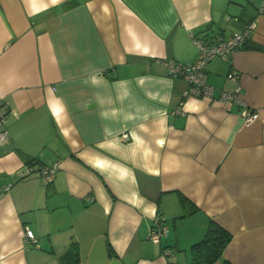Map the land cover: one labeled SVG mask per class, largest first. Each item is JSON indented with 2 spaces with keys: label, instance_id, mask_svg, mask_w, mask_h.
Segmentation results:
<instances>
[{
  "label": "crops",
  "instance_id": "0c3cea01",
  "mask_svg": "<svg viewBox=\"0 0 264 264\" xmlns=\"http://www.w3.org/2000/svg\"><path fill=\"white\" fill-rule=\"evenodd\" d=\"M262 8L264 0H0L9 135L0 142V264H60L72 243L80 264H188L210 221L231 234L212 264H264ZM250 21L246 43L206 65L214 99H183L188 84L165 61L192 62L194 35L226 37ZM238 86L258 113L252 123L216 97ZM53 163L45 186L35 169ZM178 193L194 208L182 217ZM157 215L169 230L160 244L147 238Z\"/></svg>",
  "mask_w": 264,
  "mask_h": 264
},
{
  "label": "built area",
  "instance_id": "2783aa9c",
  "mask_svg": "<svg viewBox=\"0 0 264 264\" xmlns=\"http://www.w3.org/2000/svg\"><path fill=\"white\" fill-rule=\"evenodd\" d=\"M264 10V8H262ZM255 27V22L250 21L247 23L241 30L232 32L229 36L223 37L222 35H218L212 42H206V39L203 35H199L198 37L194 36V43L198 48V56L192 62H178L176 60L168 59L165 61L167 65V72L171 76L182 77L186 80V84H188L186 90L183 93V99L187 96H195L203 99L213 100L215 89L209 83H207V74H206V65L212 60L214 57L224 58L231 54L234 50L241 48L243 44L246 43L249 38V31ZM229 79L236 80L238 78V74L236 71H230L227 74ZM240 87L238 86L233 91H219L217 93V99L223 103L228 104H236L238 106V113L240 117L243 119L245 124L252 123L258 117V113L247 103H245L240 94ZM181 109L177 106L172 113H181ZM7 114V105L0 100V142L6 141L8 138V131L4 127V121ZM123 140H129V135L127 132H123L122 134ZM58 167L57 163H53L51 165H43L37 170V174L41 176L44 184H48L53 180L54 173L56 172ZM24 168V174H30L33 170L29 167ZM10 184L4 187L6 190ZM161 216L153 217L152 224L150 228L147 230L148 235L147 238L152 241V243L160 244L163 238L168 236L169 230L168 227L163 222V218ZM33 232L25 228L23 236H25V241L27 243H36V238L33 236ZM169 249L165 248L162 250L163 255H169ZM175 264V263H172Z\"/></svg>",
  "mask_w": 264,
  "mask_h": 264
},
{
  "label": "trees",
  "instance_id": "16d2710c",
  "mask_svg": "<svg viewBox=\"0 0 264 264\" xmlns=\"http://www.w3.org/2000/svg\"><path fill=\"white\" fill-rule=\"evenodd\" d=\"M200 33H197V35H194V36L198 37ZM217 36H209L208 34H206L203 37L207 38L206 42L210 43ZM30 165H33L32 161L27 162L26 165L24 166L30 167ZM37 165L38 166L36 167L35 170H39L40 167L43 166L42 164H37ZM178 197H179V203H180L179 205L183 207V214L180 217L185 216L186 214H189L190 212L194 211V208L192 207L191 202L185 196L178 193ZM158 216H161V215H158ZM160 218H162V216ZM163 222L165 223L164 218H163ZM206 228L207 229L202 239L198 240V242L190 246V249H189L190 250L189 252L190 260L188 264H212L214 263L215 261L219 260V258L221 257L222 251L224 250L226 245L231 240L230 239L231 234H229L227 230H225L224 228H221L218 224H216L213 221H210L208 224V227ZM108 252L109 254L112 253V249L110 246H108ZM78 257H79V254L77 252V246L75 245V243H72L70 247L59 258L60 264H80V258Z\"/></svg>",
  "mask_w": 264,
  "mask_h": 264
}]
</instances>
